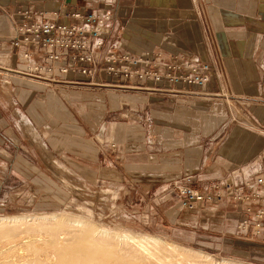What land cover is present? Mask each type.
Wrapping results in <instances>:
<instances>
[{
  "label": "crops",
  "instance_id": "0c3cea01",
  "mask_svg": "<svg viewBox=\"0 0 264 264\" xmlns=\"http://www.w3.org/2000/svg\"><path fill=\"white\" fill-rule=\"evenodd\" d=\"M186 1L0 0V154H7L4 147L13 140L17 152L23 148L17 153L22 162L26 156L35 161L41 148L48 162H60L81 177L128 175L157 188L185 174L209 183L228 177L235 166H264V0H207L213 5L216 58L205 42L209 33H203L195 0ZM70 5L111 11L103 52L112 47L167 56L190 51L217 71L204 87L144 81L160 89L51 82L19 72L25 60L9 50L15 23L22 20L19 10ZM126 18L160 20L150 26L159 40L137 44L124 37ZM234 109L252 123L239 120ZM108 170L114 174L106 176ZM226 203L230 209L223 211L236 222L238 210Z\"/></svg>",
  "mask_w": 264,
  "mask_h": 264
},
{
  "label": "rangeland",
  "instance_id": "374dc122",
  "mask_svg": "<svg viewBox=\"0 0 264 264\" xmlns=\"http://www.w3.org/2000/svg\"><path fill=\"white\" fill-rule=\"evenodd\" d=\"M186 3L191 5L189 0ZM194 4L198 9L197 15L202 24L203 33L206 31L209 33L204 34L205 42L211 49L210 53H214L216 58L215 41L211 34L213 18L209 16L211 10L209 7H213V5L207 0H195ZM159 21L158 19H135L133 21L127 18L122 19L121 25L127 29L124 37L137 44L143 43L149 38L159 40L158 34H150V26L153 24L155 26V23ZM132 30L135 32L130 34ZM159 30L161 29L159 28ZM197 54L203 58L201 54ZM216 64L218 70L221 71L222 68L217 61ZM213 71H217V68ZM0 72L2 71L0 70ZM220 73L222 74V71ZM234 111L239 120L252 123L244 111L236 112L235 109ZM39 140L43 143L41 136ZM12 141H8L7 146L4 147L7 154H0V216L16 214L38 216L55 213L67 219H84L89 226L96 228H112L140 235H157L169 242L202 250L213 255L217 260L227 258L249 264H264V240L256 237L249 239L236 233L234 231L236 227L234 216L230 218L223 211L230 209V207H226L227 203L210 204L209 207L213 208L212 211H188L181 208L178 199L171 195L170 182L157 188L156 185H150L147 180H135L128 178V175L126 177L121 174L116 177H81L76 171L60 162H48L47 156L41 148L39 157H35V161L30 156H26L24 158H27V161L22 162V157H19L17 153L21 152L23 148L18 149L17 152L16 144ZM34 168L36 169L34 170ZM23 174L27 176H23ZM111 174L114 173L108 170L106 176ZM206 181L198 180L197 183L205 186L208 184ZM224 213L227 216L224 217ZM57 222H48L46 226H42V223L37 221H29L27 224H23L17 233L24 232L32 226L37 229L48 226L54 233L45 232L44 238L43 235L26 237V234L23 233L24 239L31 238L30 240L35 246L38 241L48 244L56 241L67 253L65 264H77L83 256L79 255L84 253L83 250L91 245L93 239L86 233L81 235L74 223L65 222L62 226L61 224L57 225ZM2 228L0 227V231L4 230ZM6 229L7 227H5ZM111 242L110 239L98 237V243L94 246L103 251L109 247L108 243ZM37 247L44 249L45 245L41 244ZM122 248L124 249L121 251L123 255L129 252L137 257L135 260L140 258V261L132 264L146 262L143 254L138 253L136 248L125 245ZM51 250L55 252L54 249ZM52 251L49 253L54 256ZM80 251L82 252L79 253ZM158 253L159 255L163 253L160 256L163 255L162 258H171L169 252L165 250L158 251ZM82 260L83 264H105L112 259L111 256H104L95 260ZM174 260L167 263L172 264L175 262ZM26 264L52 263L43 254L34 260L29 259V263L26 262Z\"/></svg>",
  "mask_w": 264,
  "mask_h": 264
},
{
  "label": "built area",
  "instance_id": "2783aa9c",
  "mask_svg": "<svg viewBox=\"0 0 264 264\" xmlns=\"http://www.w3.org/2000/svg\"><path fill=\"white\" fill-rule=\"evenodd\" d=\"M19 13L22 20L15 23L9 50L25 60L26 67L19 72L39 79L138 88L151 87L144 81L152 78L204 87L213 74L209 61L188 51L167 56L154 49L112 47L103 52L104 28L112 16L108 9L28 6ZM112 145L115 147L116 142ZM198 180L194 174H185L171 182L170 193L181 208L212 211L210 204L230 201L239 212L234 231L249 239L264 240V166L256 162L235 166L228 177L205 186Z\"/></svg>",
  "mask_w": 264,
  "mask_h": 264
},
{
  "label": "bare ground",
  "instance_id": "6f19581e",
  "mask_svg": "<svg viewBox=\"0 0 264 264\" xmlns=\"http://www.w3.org/2000/svg\"><path fill=\"white\" fill-rule=\"evenodd\" d=\"M29 221H33V222L37 221L38 223H42L41 224L42 226H46V223L48 222H57V221L58 222L56 224L57 225L61 224L62 226L64 225L65 222H67L68 224L74 223V226L78 227L80 231L78 232L81 233V235L86 233L90 238H92L93 241L91 245H89V247L83 250L84 253H81L82 251L79 252L81 253V255L79 256L80 257L82 255L83 256L81 258V261H78L77 264H83L82 259L95 260L104 256L107 257L111 256L112 259L105 264H132L134 262L137 263V261L140 258L138 260H135L137 257L132 254H129V252H127V254L129 255L122 254L121 251L124 250L122 246L124 245L136 248L137 251H139L138 253L141 252L143 254L144 258L146 259V262L142 264H157V262L158 264H168L169 262L172 261V259H175L174 261L178 264H249L227 258H221L217 260L213 257V255L206 253L202 250L181 246L176 243L169 242L157 235H152V234L140 235L128 231L114 230L112 228H96L93 226H89V224L84 219H67L60 217L58 214L55 213L49 215H45V214L38 215V216H24L17 214L0 216V227L1 228L3 227L2 230L4 229L3 231H0V264H18V263L26 264V262L29 263V259L34 260L36 258H39V256L43 254L46 256L47 260L50 261L52 264H65V261L67 259V253L65 252V249H63L62 246L59 245V243L53 241V243L48 244L44 241L39 242L36 239L38 241L37 246L41 244L45 245V248L41 249L40 247L38 248L37 246H35L32 243L33 241L30 240L32 237L43 235L45 232L54 233V231L51 228H48V226L38 229L32 226L24 232L21 231L22 233L21 232L17 233L19 228L23 224H27ZM5 227H7L6 230ZM23 233L26 234V237L28 236L31 238L30 239L26 238L25 240L24 239L25 236ZM98 237L112 240L111 243H108L109 247L107 249H104L102 251V249L95 247L96 246L95 244L98 243ZM16 239H18V241H16ZM15 242L18 243L15 245L14 244ZM23 246H25V248H23ZM51 249H54L55 252L52 251ZM125 249L129 250V248L127 247H125ZM163 250L169 252L171 258L169 257L162 258L163 255L162 257H160L161 254L163 253L159 255L158 251H163ZM49 251L54 252L53 253L54 256L55 253L57 252L56 253L57 255L54 257L50 255L51 253H49ZM80 257L78 258L80 259ZM76 259H77V254H76ZM98 264H102V263H98Z\"/></svg>",
  "mask_w": 264,
  "mask_h": 264
}]
</instances>
